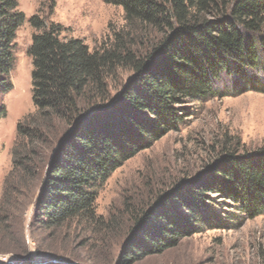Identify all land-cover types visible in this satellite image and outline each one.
<instances>
[{"label": "trees", "instance_id": "trees-1", "mask_svg": "<svg viewBox=\"0 0 264 264\" xmlns=\"http://www.w3.org/2000/svg\"><path fill=\"white\" fill-rule=\"evenodd\" d=\"M103 1L123 9L126 29L99 51L63 36L59 24L29 20L36 32L28 51L35 113L18 134L50 153L55 147L35 213L47 229L93 220L99 186L177 131L191 107L210 97L264 94V0ZM18 8L16 0H0V96L13 90L15 42L27 21ZM139 37L146 45L137 43ZM116 70L131 77L112 99L109 81ZM224 75L232 85L221 92ZM5 114L1 105L0 121ZM214 196L245 219L264 215V147L227 152L159 196L136 218L120 264L164 254L208 229L232 227L236 215L217 208Z\"/></svg>", "mask_w": 264, "mask_h": 264}, {"label": "rangeland", "instance_id": "rangeland-1", "mask_svg": "<svg viewBox=\"0 0 264 264\" xmlns=\"http://www.w3.org/2000/svg\"><path fill=\"white\" fill-rule=\"evenodd\" d=\"M16 1L27 21L15 42L13 90L0 96L6 109L0 121V264H120L136 218L159 196L191 181L227 152L244 155L264 147V94L210 97L191 107L177 131L127 161L99 186L93 220L78 218L45 228L35 213L55 147L50 153L18 134V127L35 113L28 51L36 32L29 20L37 16L59 24L65 28L63 36L82 40L91 51L109 48L126 24L123 9L103 0ZM145 40L139 37L137 43L146 45ZM130 77V72L116 70L109 81L112 99ZM231 85L224 75L217 87L226 92ZM214 199L217 208L236 215L232 227L205 230L135 264H264V215L248 220Z\"/></svg>", "mask_w": 264, "mask_h": 264}]
</instances>
